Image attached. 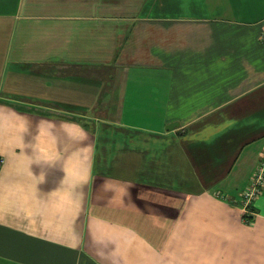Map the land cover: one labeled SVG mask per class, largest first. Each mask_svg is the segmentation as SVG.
<instances>
[{"label":"crops","instance_id":"crops-1","mask_svg":"<svg viewBox=\"0 0 264 264\" xmlns=\"http://www.w3.org/2000/svg\"><path fill=\"white\" fill-rule=\"evenodd\" d=\"M97 2L0 0V264H264V0Z\"/></svg>","mask_w":264,"mask_h":264},{"label":"built area","instance_id":"built-area-1","mask_svg":"<svg viewBox=\"0 0 264 264\" xmlns=\"http://www.w3.org/2000/svg\"><path fill=\"white\" fill-rule=\"evenodd\" d=\"M259 40L264 44V31L261 32ZM4 163V159L0 157V167ZM264 188V148L259 153V160L254 171L251 182L242 192L241 201H243L244 210H248L252 202L258 198Z\"/></svg>","mask_w":264,"mask_h":264},{"label":"rangeland","instance_id":"rangeland-1","mask_svg":"<svg viewBox=\"0 0 264 264\" xmlns=\"http://www.w3.org/2000/svg\"><path fill=\"white\" fill-rule=\"evenodd\" d=\"M141 0H108V3L106 2L105 4H102L101 0L97 2V4L103 8V9H110L111 14L119 13L120 12V4H128V6L133 10L134 5H139ZM134 4V5H133ZM99 8V7H97ZM143 35V34H142ZM148 34H145V38L147 37ZM169 125V124H167ZM166 125V126H167ZM166 126L164 127L166 129ZM210 140H207L206 142H209ZM241 205L243 207V201H241Z\"/></svg>","mask_w":264,"mask_h":264},{"label":"water","instance_id":"water-1","mask_svg":"<svg viewBox=\"0 0 264 264\" xmlns=\"http://www.w3.org/2000/svg\"><path fill=\"white\" fill-rule=\"evenodd\" d=\"M178 126H179V124L177 122L176 123L174 122V123L167 125L165 130L170 131V130H173L174 128L178 127Z\"/></svg>","mask_w":264,"mask_h":264},{"label":"trees","instance_id":"trees-1","mask_svg":"<svg viewBox=\"0 0 264 264\" xmlns=\"http://www.w3.org/2000/svg\"><path fill=\"white\" fill-rule=\"evenodd\" d=\"M246 217V216H245Z\"/></svg>","mask_w":264,"mask_h":264}]
</instances>
